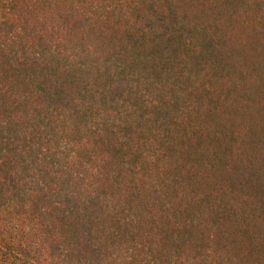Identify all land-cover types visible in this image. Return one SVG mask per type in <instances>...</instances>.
<instances>
[{
	"label": "trees",
	"instance_id": "obj_1",
	"mask_svg": "<svg viewBox=\"0 0 264 264\" xmlns=\"http://www.w3.org/2000/svg\"><path fill=\"white\" fill-rule=\"evenodd\" d=\"M0 264H264V0H0Z\"/></svg>",
	"mask_w": 264,
	"mask_h": 264
}]
</instances>
